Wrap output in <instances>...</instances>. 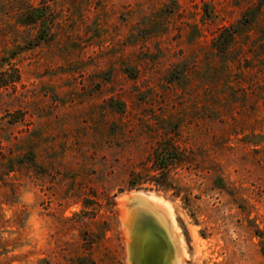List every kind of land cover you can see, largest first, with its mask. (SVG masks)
I'll return each instance as SVG.
<instances>
[{
  "label": "rangeland",
  "instance_id": "rangeland-1",
  "mask_svg": "<svg viewBox=\"0 0 264 264\" xmlns=\"http://www.w3.org/2000/svg\"><path fill=\"white\" fill-rule=\"evenodd\" d=\"M29 8L45 17L21 24ZM16 75L0 264H156L157 239L164 264H264V0H0V80ZM173 126L187 161L128 188Z\"/></svg>",
  "mask_w": 264,
  "mask_h": 264
},
{
  "label": "trees",
  "instance_id": "trees-1",
  "mask_svg": "<svg viewBox=\"0 0 264 264\" xmlns=\"http://www.w3.org/2000/svg\"><path fill=\"white\" fill-rule=\"evenodd\" d=\"M40 8L26 9L19 17L21 24H33L36 20L45 17V11L40 12ZM39 38V37H38ZM41 39L44 37H40ZM218 43L225 44L227 41L216 37ZM18 75L14 78L0 80V86L8 84L10 81H17ZM179 134L178 126H173L172 129H168V132H164V136L159 139L155 145L151 147V150L147 153L145 158L141 161L142 170L132 171L128 179V188H137L144 182L153 183L156 186H160L161 177L165 176L166 171L171 165H181L187 161V155L183 149L176 143L175 136ZM148 171L155 172L149 175Z\"/></svg>",
  "mask_w": 264,
  "mask_h": 264
},
{
  "label": "bare ground",
  "instance_id": "bare-ground-1",
  "mask_svg": "<svg viewBox=\"0 0 264 264\" xmlns=\"http://www.w3.org/2000/svg\"><path fill=\"white\" fill-rule=\"evenodd\" d=\"M138 193H139V192H138ZM153 198H154V196H150V195H149V196H146V197L144 196V198L141 199L140 203H141L142 201H143V202H144V201H150V199H153ZM154 199H155V198H154ZM154 199H153V201H155ZM138 201H139V200H138ZM151 201H152V200H151ZM157 202H158V201H157ZM144 203H145V202H144ZM154 203H155L154 206H157L156 201H155ZM142 204H143V203H142ZM145 204H146V203H145ZM150 204H152V203H150ZM144 206H146V205H144ZM147 206H148V205H147ZM152 206H153V205H152ZM152 206H151V207H152ZM148 207H149V206H148ZM158 207H160V206H158ZM158 207H156V208H158ZM139 208H140V207H139ZM147 209H148V208H147ZM149 209H150V208H149ZM151 209H152V208H151ZM159 209H161V208H159ZM161 211H162V210H161ZM157 212H160V211L158 210ZM163 212H165V211L163 210ZM146 213H147V212H146ZM154 213H155V212H154ZM154 213H153V214H154ZM126 214H127V212L125 213V216H126ZM138 214H139V213H138ZM159 214H160V213H159ZM156 215H158V214H156ZM156 215H155V217H156ZM162 215H163V214H162ZM125 216L122 218V223H123V225H124L125 232H126V234H127V239H128V241H129V245H131V244H130V243H131L130 240H132V238L134 237V236L132 237V235H134V234L136 235V233L133 234V233L131 232V231L133 230V228L130 227V221H129V219L126 218ZM168 216H169V215H168ZM121 217H122V216H121ZM131 217H132V216H131ZM159 217H160V216H159ZM157 218H158V216H157ZM165 218H166V217H165ZM132 219H134V218H132ZM159 219H160V218H159ZM168 219H169V218H168ZM134 220H135V219H134ZM166 220H167V219H166ZM135 221H136V220H135ZM135 221H134L133 224H135ZM160 223H161V222H160ZM160 223H159V224H160ZM162 223H163V222H162ZM165 223H166V222H165ZM163 225H164V224H163ZM132 226H133V225H132ZM165 226L167 227V225H165ZM134 227H135V226H134ZM163 227H164V226H163ZM165 229H166V228H165ZM167 229H168V228H167ZM145 230H147V229H145ZM168 230H169V229H168ZM152 231H153V230H152ZM142 232H143V231H142ZM145 232L147 233L148 231H145ZM154 232H155V231H154ZM154 232H152V233H154ZM143 233H144V232H143ZM149 233H151V229H150ZM152 233H151V234H152ZM138 234H139V233H137V235H138ZM147 234H148V233H147ZM169 234H170V233H169ZM142 235H143V234H142ZM142 235H141V236H142ZM158 235H159V234H158ZM162 235H163V234H162ZM143 236H146V235H143ZM149 236H150V235H149ZM149 236H148V237H149ZM152 236H155V235L152 234ZM160 236H161V235H160ZM163 236H164V235H163ZM170 236H172V235H170ZM138 237H140V236H138ZM148 237H144V239L146 238L145 240H143V238L141 239V240L144 241V244H146V245L149 243V242L146 243V241H148V240L151 241V240H150L151 238L148 239ZM150 237H151V236H150ZM158 237H159V236H158ZM159 238H160V237H159ZM161 238H162V236H161ZM161 238H160V240H161ZM163 238H164V237H163ZM165 238H166V237H165ZM147 239H148V240H147ZM138 240H140V238H139ZM138 240H137L136 243H138ZM152 240H153V239H152ZM163 240H164V239H163ZM165 240H167V239H165ZM171 240H172V239H171ZM132 241H134V240H132ZM174 241H175V240H174ZM140 242H141V241H140ZM140 242H139V245H140ZM152 242H153V241H152ZM165 242H166V241H165ZM141 243H142V242H141ZM150 243H151V242H150ZM133 244H134V243H133ZM174 244H175V243H174ZM137 245H138V244H137ZM139 245H138V246H139ZM142 245H143V244H142ZM148 245H149V244H148ZM148 245H147V246H148ZM150 245H151V244H150ZM150 245H149V247H150ZM168 245H170V243H169ZM168 245H167V246H168ZM133 246H134V245H133ZM140 246H141V245H140ZM176 246H177V245H176ZM130 247H131V246H130ZM133 248H134V247H132V249H133ZM141 248H142V247H141ZM151 248H153V251H154V252H152V251H151V252H152V253H155V255H156V256H155V255L153 256V257H156V259H157L156 261H157L158 263H156V264H164V260H165V259H164V256H165V255L167 254V252H168V251H167V247H165L164 243H162L161 241H159V240L157 239V240H155V242H154L153 246H151ZM168 248H169V247H168ZM146 249H149V248H146ZM146 249H145V250H146ZM169 249H170V248H169ZM177 249H178V247H177ZM136 250H137V249H136ZM136 250H133V251H136ZM145 250H143V251H144L143 253H145ZM150 250H152V249H150ZM150 250H149V252H150ZM174 250H176V249H174ZM133 251H132V252H133ZM139 251H140V250H139ZM140 252H142V250H141ZM151 252H150V254H151ZM130 253H131V252H130ZM174 253H175V252H174ZM137 254H138V253H137ZM137 254H136V255H137ZM177 254H178V250H177ZM173 255H174V254H173ZM141 256H142V255H141ZM141 256H138V257L140 258ZM143 256H144V255H143ZM145 256H148L147 250H146V255H145ZM167 256L169 257V255H167ZM167 256H166V257H167ZM129 257H130V254H129ZM133 257H134V256H133V254H132V257H131V258H133ZM177 257H178V256H177ZM136 258H137V257H136ZM141 258H143V257H141ZM145 258H146V257H145ZM147 259H150V257H147ZM154 259H155V258H154ZM176 259H177V258H176ZM132 260H135V259H131V261H132ZM145 260H146V259H145ZM151 260H152V259H151ZM179 260H180V258H179ZM179 260H178V261H179ZM138 261H140V260H138ZM168 261H169V259H168ZM168 261H167V262H168ZM176 261H177V260H176ZM178 261H177V262H178ZM142 262H144V260H142ZM150 262H151V261H150ZM177 262H176V264H177ZM128 263H129V261H128ZM140 263H141V262H140ZM145 263H146V261H145ZM165 263H166V262H165ZM171 263H172V262H171ZM178 263H179V262H178ZM129 264H130V263H129ZM147 264H148V262H147ZM154 264H155V263H154ZM167 264H169V263H167ZM179 264H181V263H179Z\"/></svg>",
  "mask_w": 264,
  "mask_h": 264
},
{
  "label": "water",
  "instance_id": "water-1",
  "mask_svg": "<svg viewBox=\"0 0 264 264\" xmlns=\"http://www.w3.org/2000/svg\"><path fill=\"white\" fill-rule=\"evenodd\" d=\"M127 201H130L132 203L133 206V202L135 201L133 197H129ZM135 238V237H134Z\"/></svg>",
  "mask_w": 264,
  "mask_h": 264
}]
</instances>
